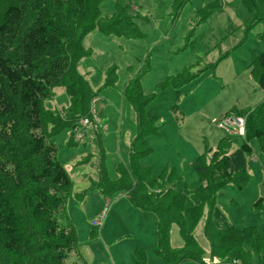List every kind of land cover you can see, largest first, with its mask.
<instances>
[{
  "label": "rangeland",
  "instance_id": "374dc122",
  "mask_svg": "<svg viewBox=\"0 0 264 264\" xmlns=\"http://www.w3.org/2000/svg\"><path fill=\"white\" fill-rule=\"evenodd\" d=\"M63 2L62 16L72 32L68 49L76 65L42 107L46 126H55L49 138L71 179L65 223L74 225L78 248L68 264H135L140 248L150 263L158 264L150 251L158 216L130 199L147 197L166 212L161 197L167 186L175 189L173 195L186 197L182 202L166 199L169 215L178 208L184 213L190 204L203 208L196 225L188 218L184 222L185 233L194 235L207 253L201 264H262L264 240L260 251L218 241L214 254L204 233L211 203L197 195L201 182L192 162L202 153L211 157L215 150L236 151L243 138L220 129V120L264 101V90L251 76L253 59L264 51V20L250 26L244 0H103L99 9L98 0H86V9L79 13L71 10L73 0ZM6 5L3 2L2 9ZM257 6L264 15V0H257ZM99 11L82 34L81 46L80 31ZM74 112L83 114L72 116ZM140 113L152 151L139 158L136 167L152 168L154 181L143 171L136 180L131 163ZM59 117L67 127H61ZM223 138L228 141L219 148ZM148 144L142 141L137 151H146ZM249 144L253 154L247 159L248 181L242 187L234 181L218 189L215 206L236 227L253 226L262 236L264 152L259 139H249ZM12 198L26 214L23 195L12 193ZM107 203L105 225H95ZM172 217L169 220L181 221ZM171 246H186L176 224L171 226ZM36 254L11 256L0 247V264H35Z\"/></svg>",
  "mask_w": 264,
  "mask_h": 264
},
{
  "label": "trees",
  "instance_id": "16d2710c",
  "mask_svg": "<svg viewBox=\"0 0 264 264\" xmlns=\"http://www.w3.org/2000/svg\"><path fill=\"white\" fill-rule=\"evenodd\" d=\"M102 1L98 0V9ZM3 2H7V5L2 9ZM73 3L74 10H71L74 13L86 9V0H73ZM244 3L249 12L247 23L250 26L264 20L257 0H244ZM64 9L63 0H0V247L11 256L28 255L31 251H37L35 264H68L74 249L78 248L74 225L65 223L70 175L58 159L55 142L49 138V132L55 126H46L47 120L42 107V103L54 93V88L60 86L73 65H76V57L73 59L68 49V39L72 32L69 21L66 22L62 16ZM99 15L100 11L88 23V27L80 31L81 46L82 34L93 25ZM82 49L84 48H80V51ZM179 76L181 74L177 78ZM251 76L264 90V51L253 59ZM188 80L189 78L182 82ZM137 82L130 86H135ZM229 113L246 116L247 119L246 137L239 148L232 152L215 150L211 157L202 153L192 162V168L201 182L197 195L200 201L211 203L204 233L214 254L218 241L235 243L240 247L246 245L260 251L264 240V235L261 236L255 227H236L215 206L218 189L234 181L238 187H242V183L248 181L250 176L247 174V159L253 154L249 139H259L264 152V101L256 107L241 112L235 109ZM82 114L74 112L72 116ZM139 119V133L130 151L131 163L136 180L139 176L143 177L140 173L143 171L148 172L145 178L149 177L154 181L156 179L153 178L152 168L136 167L139 158L152 151L145 140L148 132L142 128L143 113L139 114ZM58 120L61 127L67 125V121L62 124L61 117ZM146 130L148 131V127ZM142 141L148 144V149L137 151L138 144ZM226 141V138L221 139L218 147L222 148ZM141 152L143 153L140 154ZM102 158V175H106L105 155ZM147 188L149 193L151 188ZM170 190L172 191L169 192ZM173 192H176L175 189L167 186L165 195L161 197V200H165L166 212L152 206L147 197L136 196L137 198L129 199L135 206L157 214L158 239L154 253L162 259V264H179L185 261L201 264L207 253L194 235L185 233L184 222L188 218L196 225L203 214V208L200 204H190L184 213L178 208L176 212H172L175 215H169L165 207L166 199L173 198L175 202L186 199L181 193L173 195ZM12 193L23 195L26 214L15 206ZM262 202L263 198H260L255 205L258 207ZM168 216H180L181 221L169 220ZM173 224L178 225L185 239L186 246L183 250L171 246ZM136 252L138 260L135 264H154L149 262L144 248L137 249ZM263 261L264 259L260 260V263ZM70 264L81 263L73 261Z\"/></svg>",
  "mask_w": 264,
  "mask_h": 264
},
{
  "label": "built area",
  "instance_id": "2783aa9c",
  "mask_svg": "<svg viewBox=\"0 0 264 264\" xmlns=\"http://www.w3.org/2000/svg\"><path fill=\"white\" fill-rule=\"evenodd\" d=\"M220 129L224 130L229 134H235L242 138L246 137L247 132V119L246 116H240L235 113L225 114L219 123ZM109 212V203H107L102 212L100 219L95 220L94 224L102 226L104 225V220Z\"/></svg>",
  "mask_w": 264,
  "mask_h": 264
},
{
  "label": "crops",
  "instance_id": "0c3cea01",
  "mask_svg": "<svg viewBox=\"0 0 264 264\" xmlns=\"http://www.w3.org/2000/svg\"><path fill=\"white\" fill-rule=\"evenodd\" d=\"M122 196H124V197H126L127 199H128V197H127V195H125V194H122ZM123 197V198H124ZM105 225V224H104ZM157 230H158V224H157V229H156V234L155 235H153V239L151 240V242L150 243H152V245H151V249H150V251L154 254V256H156L155 255V253H154V247L157 245ZM149 257V256H148ZM157 257V256H156ZM154 257L152 260H154L155 262H157L158 264H162L163 263V261H162V259L161 258H159V257ZM158 259H160V260H158ZM151 260V261H152ZM149 261H150V259H149ZM155 264V263H154Z\"/></svg>",
  "mask_w": 264,
  "mask_h": 264
}]
</instances>
